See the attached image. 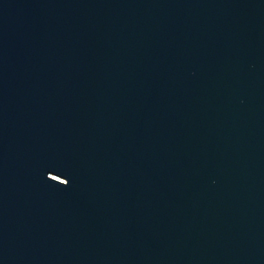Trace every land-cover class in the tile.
<instances>
[{"label":"water","instance_id":"95a60500","mask_svg":"<svg viewBox=\"0 0 264 264\" xmlns=\"http://www.w3.org/2000/svg\"><path fill=\"white\" fill-rule=\"evenodd\" d=\"M0 264H264V0H0Z\"/></svg>","mask_w":264,"mask_h":264}]
</instances>
